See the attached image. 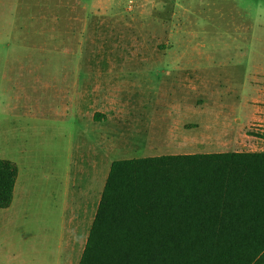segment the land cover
<instances>
[{
  "label": "rangeland",
  "instance_id": "1",
  "mask_svg": "<svg viewBox=\"0 0 264 264\" xmlns=\"http://www.w3.org/2000/svg\"><path fill=\"white\" fill-rule=\"evenodd\" d=\"M258 66L264 0H0V264H57L71 222L76 263L113 161L264 152Z\"/></svg>",
  "mask_w": 264,
  "mask_h": 264
},
{
  "label": "trees",
  "instance_id": "2",
  "mask_svg": "<svg viewBox=\"0 0 264 264\" xmlns=\"http://www.w3.org/2000/svg\"><path fill=\"white\" fill-rule=\"evenodd\" d=\"M17 175L0 159V208ZM78 264H264V152L113 161Z\"/></svg>",
  "mask_w": 264,
  "mask_h": 264
},
{
  "label": "crops",
  "instance_id": "3",
  "mask_svg": "<svg viewBox=\"0 0 264 264\" xmlns=\"http://www.w3.org/2000/svg\"><path fill=\"white\" fill-rule=\"evenodd\" d=\"M255 71L256 75H251L252 79H249L248 81L251 93L242 106L246 110V112H248L246 123L247 127H250L254 122L260 123L259 126H264V66L256 67ZM259 74L262 75L260 78L257 77L260 76ZM67 174L68 181L66 183L65 190H70L72 189V177L70 173L67 172ZM15 187L16 186H14V191ZM65 193L68 196L67 191ZM68 207L69 215H71L72 218V207L71 205H68ZM57 230L59 233L55 235L57 239V260H55V262H57V264H78L80 258L76 261V263H73L72 259V251H74V249L76 248L77 240L79 238L77 226L72 225V222L68 224L63 223L58 226ZM88 232L89 230L86 232L85 238H82L81 241L83 242L84 246L87 240Z\"/></svg>",
  "mask_w": 264,
  "mask_h": 264
}]
</instances>
